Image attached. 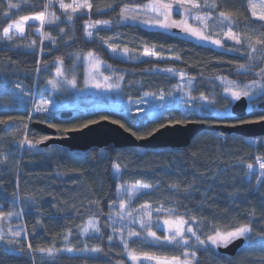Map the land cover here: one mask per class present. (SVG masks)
Returning a JSON list of instances; mask_svg holds the SVG:
<instances>
[{
    "label": "trees",
    "instance_id": "1",
    "mask_svg": "<svg viewBox=\"0 0 264 264\" xmlns=\"http://www.w3.org/2000/svg\"><path fill=\"white\" fill-rule=\"evenodd\" d=\"M147 1L90 0L93 5L90 11L66 20L60 3L71 0H0V83L9 84L14 79H21L29 91L47 94L50 91H45L46 81L53 75L54 61L62 60L68 73H72L70 70L75 66L77 84L81 86L84 80L83 62L76 60L75 54L93 51L108 65L123 73L121 88L127 98L139 99L149 92L173 93L180 85L181 78L162 70L175 68L194 78L193 87L189 89L193 97L203 93L214 101L215 109H227L224 115L214 111L193 115L191 120L204 122L206 128L195 135L188 146L181 148L117 147L110 144L105 148L93 147L83 151L59 144L41 146L42 138L47 135L31 125L27 138L34 147L21 145L25 134L21 138L8 139L0 148V157L6 158L2 154L14 152L18 157V166L8 172V163L0 162V211L20 212L23 209V212L14 220L16 226L11 228L13 232L0 241V264H137L130 258L128 251L132 250L137 254L147 252L167 257H182L184 251L195 252L193 264H264V184H258V181H264V177L256 172L249 174L247 168L248 164L258 166L257 158L264 162V136L245 137L214 128L218 124L256 120L264 115V110L257 105L248 109L244 117L233 114V101L224 94V84L217 79L222 75L239 81L261 79L257 73L264 67V45H256V52L249 59L247 45L240 47L230 43L231 47L239 48V52L227 51L210 44L199 46L201 43L193 39L173 35L179 33L180 29L165 31L118 22L123 6L143 5ZM249 1L211 0L212 4L219 6L220 11L234 16V33L242 39L264 40V20L252 15ZM11 4L20 7L10 8ZM202 10L216 15L209 9ZM39 11L50 13L48 18L53 23L46 24L41 32H37L34 28L37 24L31 22L24 34L10 41L4 39L3 28L12 20ZM97 20L112 23L106 29H99L102 36L96 34L88 38L85 25L88 21ZM108 37L135 49L133 56L126 59L113 54L104 42ZM145 46L158 50L166 59L143 57V62H140L137 55ZM176 56L180 59H174ZM45 64L49 66L47 71L43 70ZM38 67L41 69L39 73ZM244 69L249 71L245 72ZM93 97L90 94L76 95L70 89L67 99L78 106L84 115L80 119H73L74 113L69 117H62L59 113V118L48 122L58 125L55 127L57 133L63 135V129L73 124L108 116L113 121L119 120L124 128H131L137 137L147 136L146 133L158 128L160 123H167L165 119L147 128H137L135 125L140 121V115L121 111V108L91 107L92 100L99 99ZM171 109L177 120L185 119L175 107ZM8 117L13 119L9 120ZM28 120V109L1 108L0 121L6 122H0V136L10 127L9 123L17 121L25 124ZM114 164L121 168L117 179H113ZM119 182H141L154 186L134 198L131 203L133 208L145 204L163 206L164 209L178 208L175 213L184 215L185 219L190 214L197 220L203 219L228 228L234 223L248 224L253 230L249 234L251 238L234 255L221 253L211 246L200 248L195 245L194 238L189 246L180 247L146 244L132 237L127 241L126 250L118 237L111 242L107 239L112 234L107 228L109 205L117 201ZM89 218L99 220V234L91 230L87 234L80 232ZM0 225L4 226V230L9 227L5 217ZM189 226L196 228L194 223ZM21 229L18 243L23 255L7 244L8 240L17 239L12 234ZM155 229L160 236H164V230ZM203 232L210 234V228L204 227ZM25 233L27 240L23 238ZM65 235L68 236L67 240L64 239ZM28 241L32 244V255H29L26 247ZM85 245L89 248L99 247L102 251L61 252L54 258L38 251L39 248L52 246L60 249L66 246L83 248ZM139 264L151 262L141 260Z\"/></svg>",
    "mask_w": 264,
    "mask_h": 264
},
{
    "label": "snow or ice",
    "instance_id": "2",
    "mask_svg": "<svg viewBox=\"0 0 264 264\" xmlns=\"http://www.w3.org/2000/svg\"><path fill=\"white\" fill-rule=\"evenodd\" d=\"M175 6V10L177 14L181 13V10H183V16L180 20H175L172 18L173 8ZM252 9V15L256 16L257 13V5L256 4H250L249 5ZM20 5L17 4H11L10 8H19ZM60 7L64 9L65 13H70L69 19H71L72 16H75L77 13H84L88 12L93 8L92 3L90 0H73L72 3H61ZM259 7L262 9V11L259 13L260 20H264V0H261V4ZM202 8L209 9L211 11L216 12L215 16H200L195 15L196 12H199ZM51 14L47 11H39L32 15H24L19 17L17 20L12 21L8 24L7 27L3 28V37L7 40L12 39V31L16 30L17 33L22 34L25 31L24 25L29 21H38L40 23L41 28L45 24H52L53 20L49 19L48 17ZM191 16L196 22H198L203 27H194L192 24L188 22L187 17ZM119 19L124 22H133L134 26H141L143 25L145 28H159L166 31H170L173 28L180 29L181 31L179 33H174L173 35H184L186 37H192L197 39L201 42L199 46H204L205 44H211L214 47L223 48L224 46V39H214L213 33L208 32L206 34L205 29L208 28V24L210 21H219L221 24H224L226 27H228L227 32H223L222 36L226 38L229 41H234L236 45H239L240 47H244L245 45L249 48V59L252 58L251 54L256 52V45H264V40L257 39L255 41H252L250 37L241 38V36L237 35L236 33L231 31V27L234 26L235 18L232 14L220 11L219 6L216 4H207L201 5L199 3H194L193 0H149L147 4H145L143 7H136V8H122L119 14ZM108 21H95L94 23H87L85 25V32L88 37L92 36V32L88 29L95 28L98 25H107ZM63 32V29L60 30ZM43 35V33H42ZM46 39H51L50 37H45ZM35 44V41L32 42ZM52 43H55V41H52ZM110 51L115 53L117 52V48L115 45L110 46ZM227 51H236L239 52V48H233L228 49ZM120 55L124 58H128L130 50L125 47L123 49L119 50ZM94 53L88 52L87 53V59L88 62H91V58H93ZM143 57H159L160 59H166L165 57H161L160 53L156 51L154 48H149L147 46L144 47L143 53L140 54L137 59L140 60V62H143ZM77 60H79V54H76L75 57ZM174 59L179 60L180 57L176 56ZM100 60L97 59L95 65L92 66V68L98 69L100 65ZM39 64V61H38ZM54 64H56V71H55V78L52 80L46 81V87L45 91L48 90L47 86L50 85L53 90L59 91L58 85L62 81L64 84L69 85L71 88L77 89V91H85L89 84L85 83V88L81 89L78 87L77 80L75 77V66H73L72 71V79H68V76L66 75L65 69L63 68V61L57 60L54 61ZM111 67V66H108ZM49 66L47 64L44 65L43 70L47 71ZM92 68L88 71V76H92ZM41 69L38 67L37 72L39 73ZM164 72H169L178 75L181 80L184 79L186 76V73L183 71L176 72L175 69H163ZM245 72H248V69H244ZM258 76L264 78V70H262L260 73H257ZM110 77H103L104 83H101L93 78L91 87H94L96 89H105V90H111V89H119L121 87L120 83H110ZM121 81L123 80V77L119 78ZM217 79H224L222 77H217ZM194 78H189L187 80L188 88L191 89L193 87ZM225 85H227L225 91L229 94V96L233 100H240L241 97H245L248 100L249 103V109H253L255 107V102L259 99H264V83H258V82H252V83H245L244 88H240V85L235 81H227L224 80ZM3 87V84L0 83V88ZM179 91L182 93L180 97V104H177L175 107V110L180 111L181 115L185 117L183 120H177L174 116L171 118L165 117V112L171 111L172 109L167 107L165 104L157 103L154 104L152 109L149 110L146 115L147 119H145V109L136 106L135 110L137 113H141L140 121L135 125L137 128H147L150 124L162 121L167 119V123H160L158 128H153L151 131H148L146 133L147 136L153 135L154 132L159 131L161 128H165L168 125L173 124H181V123H191V117L193 115L202 114L205 111H215L214 108V101H210L207 96H205L203 93L200 94L198 97L191 96L190 92L185 91L184 87L182 85L176 86ZM17 92H23V89L20 87L19 84L16 85L15 89H9V94H12L16 97V102L21 105H27L29 100L35 101V97H28L25 98L23 95H17ZM146 96H152L155 97L156 93H145ZM168 95H172V93H168ZM160 100H164V94L161 91ZM132 101L129 100V104H131ZM146 103V101L141 97V104ZM51 105V107H49ZM181 105H191V107H181ZM65 107H68L64 103L62 96H57L55 94V91L53 92V96L51 98L46 97H40L37 102H35V106L33 107L32 111L35 113H45L47 118L49 120L57 119L59 118V111ZM71 109L74 113L73 119H80L84 113L78 108L76 105H72ZM121 111L131 113L132 109L129 107H123L121 108ZM225 112H227V109H225ZM89 114H95V113H89ZM9 120H12V117H8ZM29 119H31V116H29ZM101 120H108V116H101ZM259 121H264V115H260L258 117ZM0 122H6V121H0ZM99 120L89 119L86 123H79V124H73L71 127L64 128L63 131L65 133L71 132V131H78L82 130L83 128L89 127V125L97 124L99 123ZM113 123L120 124L121 127H125L119 120L112 121ZM246 122H253V121H240V123H246ZM53 127H59L58 125H52ZM25 129H27V125H24ZM129 132H132L131 128L126 129ZM133 136H136L135 132H132ZM139 139L146 138L145 136H139ZM48 137H43L42 140H46ZM27 144L30 148L34 147V144L31 140L27 138V134L25 133L24 140L21 142V145ZM101 152H103V149H101ZM259 162V168L262 170L260 172V176L264 177V162L260 161V158H257ZM114 174L113 179H117L120 176L121 169L118 164H114ZM252 164H248L247 168L249 171V174H251L253 169ZM258 184H264V181H258ZM154 186L149 184H144L141 182H136L135 184H120L117 188V201L113 202L109 205V214L107 219L109 220V223L107 224V228L110 229L111 235L108 236V241H113L114 237H118L120 241L124 244L125 249H128V242L125 239L124 233L125 228L119 227L117 228L115 226L116 222V213L113 211V209L118 210H126L129 205L131 204L132 197H129V200L125 202V200L122 198V193H128L132 192L136 195H139L143 190L145 189H152ZM158 187V185H157ZM17 206L19 207V202L17 201ZM149 205L145 204L141 206L142 211L145 209H148ZM23 212V209H21L20 212H8L5 213L3 211H0V218L8 217L9 219L15 215L20 216ZM156 220L153 221V214L152 211H144L143 215H138L137 217L130 219V224H136L138 223L141 228L143 229V232H136L128 230L127 237L132 238L136 237L140 241L146 244H153L156 246H180L185 247L190 245V241L194 238L195 245L199 246L200 248H205L206 246H211L213 248L218 247H227L229 244L233 243L235 240L240 238H245V244L248 243L249 239L251 238L249 234L253 232L252 227L248 224H233L231 228L219 226V225H213L209 221H205L203 219L197 220L196 217L188 215V219H185L184 215H174L173 213L178 212L177 209H164L163 206L156 208ZM133 213L131 211H128L126 214L124 211H120L119 213V222L123 223L125 219L131 218ZM164 216L165 218L161 221L160 217ZM155 223L157 227H159L161 230L167 231L169 234L165 235L164 237H159L155 231H152V225ZM196 224V228L189 226L185 229L186 224ZM204 227L210 228V234H205L203 232ZM92 231L96 234L100 233V227H99V220L96 218H89L86 222V225L80 228V232L83 234H87L89 231ZM11 231V229H9ZM22 229L20 231L14 232L12 235L13 237L17 238L16 240H8L7 244L12 245L14 251L19 252V254L23 255V250L19 248L18 238H21ZM200 233L199 235L197 233ZM69 235L71 232L69 231ZM190 234V235H189ZM204 236L203 239H201V236ZM25 240H27V234L25 233L24 237ZM65 240L68 239V236L65 235ZM5 240V234L2 230H0V241ZM27 250L29 255H32V244L30 241L26 244ZM39 252L41 253H47L49 257H55L61 252H72V251H85V252H101L102 249L99 247H92L89 248L87 245H85L83 248H73V247H64L57 249L55 246L49 247V248H39ZM129 255L132 261L139 262L141 260L149 261L151 264H193V262L196 260L195 252L189 253L188 251L182 252L181 256H172L167 257L163 255H158L155 253H147V252H141L137 254L134 250L129 251ZM191 257V258H189Z\"/></svg>",
    "mask_w": 264,
    "mask_h": 264
},
{
    "label": "rangeland",
    "instance_id": "3",
    "mask_svg": "<svg viewBox=\"0 0 264 264\" xmlns=\"http://www.w3.org/2000/svg\"><path fill=\"white\" fill-rule=\"evenodd\" d=\"M72 2H73V0H71V2H62V3H72ZM148 2L149 1H147L145 4H147ZM166 2H168V0H166ZM193 2L194 3H199L201 5H204L205 3H207L209 5L212 4L211 0H193ZM145 4H143V5H125L122 8L143 7ZM250 4H256L257 5V9L256 10H257V13L258 14L255 17H258L259 18V13L262 11V9L259 7V5L261 4V0H250L249 1V5ZM202 9L199 12H196L195 15H200V16H215V15H211V14H209L207 12H204ZM61 11L63 12L64 18L66 20H71V19H69V16L71 15L70 13H65L64 9H62V8H61ZM251 11H252V9H251ZM32 14H34V13H32ZM32 14H27V15H32ZM182 16H183V10H181V13L180 14H177V12L175 10V6H174L173 13H172V18L175 19V20H180V19H182ZM187 19H188V22L190 24H192L194 27H203L198 22H196L191 16L187 17ZM15 20H17V19H15ZM15 20H12V21H15ZM97 21H108V20H97ZM31 22L37 24V26L34 27L37 32H41L43 30V28H41L40 23L38 21H29V22H27L24 25L25 31H26L27 25L29 23H31ZM94 22L95 21H88L87 23H94ZM108 22L109 23L107 25H98L95 28L88 29L89 31L92 32V36L91 37H88L87 36V37L88 38H93L96 34L99 35V36H102V33L100 32L99 29L100 28H103V29L104 28L105 29L108 28L111 25V23H112L111 21H108ZM118 22L119 23H133L131 21L124 22V21L120 20L119 17H118ZM150 29H159V28H150ZM161 30H163V29H161ZM174 30L175 29L173 28L170 31H174ZM228 30H229L228 27H226L224 24H221L219 21H214V22L213 21H210L209 24H208V28L205 29V32H206V34L208 32H212L214 39H224L225 42H224L223 49H230V48L233 49V47L230 46V43H235V42L234 41H229V40H227L226 38H224L222 36V33L223 32H227ZM25 31H24V33H25ZM231 31L233 32L232 27H231ZM24 33H22V34H24ZM11 35H12V39L11 40H13L14 38H16V36H18L20 34L17 33L16 30H13L12 33H11ZM181 36H184V35H181ZM184 37H186V36H184ZM187 38L193 39L196 42L201 43L200 41H198L195 38H192V37H187ZM4 39H6V38H4ZM104 42L107 44L109 50H110V46L111 45H115L116 46L117 52H115V53L112 52V53L115 54V55H117V56H121L119 50L120 49H123L125 47H127L130 50V53H129V56H128L127 59H130V57L133 56V53H134L133 50H135V49H133V50L130 49L129 46L126 45L127 43H117V42H114V39L113 38H110V37H108L107 39H105ZM149 48H151V47H149ZM143 49H144V47H143ZM143 49L140 50V53H138L137 57L140 54L143 53ZM156 51H158V50H156ZM88 52H90V51H88ZM88 52H84L82 55L79 54V53H76V54H79V57H80L79 58V61H82L83 62V74H84L83 83H82L81 86H78V87L81 88V89H84L85 88V83L87 82L89 84V87L85 91H83V92L77 91V89L71 88L69 85L64 84L62 81L58 85L59 91L53 90L51 88V86L48 85L47 88H48V90L50 92L47 93V94H45V93H37L36 94L35 92L29 91L28 89H26L25 85L22 83L24 81L21 80V79H18V80L17 79H14L9 84H3L2 83L3 84V87L0 88V109L1 108H12V107L25 108V109H28L29 110V116H31V119H29L25 124L24 123L23 124L22 123H19L17 121H15L14 123L13 122L9 123L10 124V127H8V129L5 132V134H3L2 136H0V148H2L5 145V142L8 139L15 138V137L16 138H21V137L24 136L25 133L27 134V132L30 131L29 127H30L32 121H34V120L48 121L49 120L47 118V116H46L45 113H43V112H41V113H35V112L32 111V109L35 106V102H37L40 97L43 96V97H46V98H51L53 96V92L54 91H55V94L57 96H62L63 97V100H64V103L66 105H68V107H65V108L61 109L59 111V113L62 112V111H65V110H72L71 109V106L72 105H75V104H73L71 101H69L67 99L68 92H69L70 89H73L75 91V94L76 95H78V94H90V95L94 96L93 98H95V97L96 98H99V99H96V100L95 99L92 100L91 107H95V108L96 107H107V108L119 109V108H122V106H123V107H129V108L132 109L131 112L137 113L136 110H135V108H136V106H140V107H142V108L145 109V114H143V115H146V113L149 110L152 109L153 105L154 104H157V103L165 104L169 108L176 107L177 104H180V97H181L182 93L179 91V89L177 87L174 90V92L172 93V95L164 94V100H160L159 99L160 94H157L155 97L144 95L142 97L146 101V103H143V104H141V98H139V99H132V98L125 97L123 95V93H122V88L121 87L119 89H111V90L96 89L94 87H91L90 85L92 83L93 78L95 80L101 82V83H104L103 77H105V76L111 78L110 81H109L110 83H120V85L122 86V81L123 80L121 81L119 78L120 77H123V73L120 72L116 67H112V66L111 67H108L110 65H108L105 61H103L101 59V57L99 55H97L93 51H91V52L94 53V56H93V58H91V62L89 63L88 62V59H87V53ZM76 54H75V57H76ZM160 56L161 57H164V55H162L161 53H160ZM154 58H159V57H154ZM97 59H99L100 62H101L100 65H99V68L98 69L92 68V66L95 65ZM56 66L54 67L53 75L49 79H47V81L48 80H52V79L55 78ZM63 68H64V65H63ZM90 68H92V76H88V74H87ZM163 69H175V68H163ZM175 70H176L177 73L180 72L177 69H175ZM262 70H264V67H263V69L260 70V72ZM65 72H66V75L68 76V79H72V73H68V71L66 69H65ZM220 77L224 78L223 80L222 79H219V80L224 84V94L227 95L228 97H230V96L225 91L227 85H225L224 80H227V81H235V82H237L240 85V88H244L245 83H252V82L264 83V79L263 78H261V79H250V80H247V81H239V80H235V79H232L230 77L223 76V75L220 76ZM189 78L190 77H188L186 75L184 77V79L181 80V83H180V85H182L184 87L185 91H187V92H190V90L188 88V85H187V80ZM76 80H77V77H76ZM17 84H19L20 87L23 89V92H17V95H23L25 98L34 96L35 97V101L29 100L28 101V104L26 106L17 103L16 102V97L14 95H12V94H9V89H15V87H16ZM191 96H192V94H191ZM129 100L132 101L131 104H129ZM231 100L233 102L236 101V100H233L232 98H231ZM261 101H263V99L257 100L255 102V105H257V103H259ZM49 107H51V105ZM181 107H191V105H181ZM248 108H249V103H248ZM215 112L217 114H220V115H224V114L227 113V112H225V110H221V109H215L214 113ZM137 114L140 115V116L142 115L141 113H137ZM173 115H174V112H171V111L165 112V117H167V116L169 117V116H173ZM183 118H185V117L183 116ZM24 125H27V129H25ZM2 155H6L7 157L6 158L0 157V158H2V159H0V162L1 163H8V169H7V171L8 172L13 171L16 168V166H18V157H17L16 153H14V152L13 153H4ZM261 171L262 170L259 168V165L258 166H254L253 169H252L251 174L254 173V172H256L257 175L260 176V172ZM113 173H114V169H113ZM120 184H128V183L119 182L118 183V187H119ZM128 185H130V184H128ZM145 190H147V189H145ZM145 190H143V191H145ZM130 196L132 197V201H133L134 198L136 196H138V195H136L135 193H132V192L122 193V198L125 200V202H127L129 200V197ZM132 201H131V203H132ZM156 208H159V207H151V206H149L148 209H145V210H142V211H138V210H141V206L138 207V208H133L132 205L130 204L129 207L126 210L113 209V211L116 213L115 226L117 228H119V227H124L125 228L124 236H125V239L128 241L130 239V238L127 237L128 230L136 231V232H143V229L141 228V226L138 223H136V224H130L129 223V220L137 217L138 215H143L144 214V211H152L153 221H155L156 218H157L156 217V212H155V209ZM120 211H124L125 214L128 211H131L133 213V215H132L131 218L125 219L123 223H120L119 222V213H120ZM10 212H13V211H10ZM173 214L174 215H178L176 213H173ZM5 218H6V221H7V224H8L7 226H9V227L7 228V230H4L5 229L4 226L3 225H0V230H2L5 235L6 234H11L13 231H9V229L14 228L16 226V223L14 222V220L17 219V216L13 215L10 219L7 216ZM164 218H165L164 216H161L160 217L161 221ZM1 221H2V218H0V222ZM187 227H189V224H186L185 225V229ZM155 228H159V227H157L155 225V223H153L151 230L156 232V229ZM168 234L169 233L167 231H165L164 236L165 235H168ZM157 235L159 237H164V236H160L158 233H157ZM215 249H217V248H215ZM189 258H191V257H189Z\"/></svg>",
    "mask_w": 264,
    "mask_h": 264
},
{
    "label": "water",
    "instance_id": "4",
    "mask_svg": "<svg viewBox=\"0 0 264 264\" xmlns=\"http://www.w3.org/2000/svg\"><path fill=\"white\" fill-rule=\"evenodd\" d=\"M258 108L264 110V100L257 104ZM233 114L238 117H244L248 113V100L241 97L236 100L231 107ZM73 115L72 110L60 112V116L69 117ZM99 123L89 125L78 131L67 132L63 135L57 133V129L47 121L34 120L31 127L48 135V139L41 142V146L50 144H59L72 150H88L93 147L105 148L113 144L117 147L138 146L144 148H161L173 147L181 148L188 146L193 137L206 128V124L201 121H192L191 123H181L168 125L154 132L151 136H145L139 139L133 136L132 132L121 127L120 124L113 123L111 119L101 120ZM253 122L235 123V124H218L215 125L217 131L223 133H237L245 137L264 136V121L248 120ZM245 238L235 240L227 247H218L221 253L234 255L244 244Z\"/></svg>",
    "mask_w": 264,
    "mask_h": 264
},
{
    "label": "flooded vegetation",
    "instance_id": "5",
    "mask_svg": "<svg viewBox=\"0 0 264 264\" xmlns=\"http://www.w3.org/2000/svg\"><path fill=\"white\" fill-rule=\"evenodd\" d=\"M47 137V136H46Z\"/></svg>",
    "mask_w": 264,
    "mask_h": 264
}]
</instances>
